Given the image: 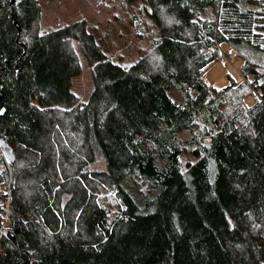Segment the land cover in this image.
Here are the masks:
<instances>
[{"label":"trees","instance_id":"obj_1","mask_svg":"<svg viewBox=\"0 0 264 264\" xmlns=\"http://www.w3.org/2000/svg\"><path fill=\"white\" fill-rule=\"evenodd\" d=\"M120 1L153 27L129 65L85 27L44 31L38 0H0V264H264V37L234 33L264 23L258 0ZM224 45L242 78L217 89Z\"/></svg>","mask_w":264,"mask_h":264},{"label":"rangeland","instance_id":"obj_2","mask_svg":"<svg viewBox=\"0 0 264 264\" xmlns=\"http://www.w3.org/2000/svg\"><path fill=\"white\" fill-rule=\"evenodd\" d=\"M38 1L42 7L41 25L44 31L72 24L78 28L85 27L95 35L109 58L124 65L136 61L139 57L138 45L147 44L148 37L152 36L153 27L145 22L140 12V1L132 5L120 0ZM257 2L258 4L251 3L249 8L264 11V0ZM143 27L147 28L148 33L143 39H139L138 29ZM234 33L257 41L261 39L259 34L264 37V23H256L248 16L238 15L235 17ZM221 52L222 58L211 62L204 69L205 81L217 89L229 84V75L236 81L240 80V67L244 62L233 48L224 45ZM247 52L250 59L257 58V51L254 50L251 54ZM63 53L70 60L72 91L81 103H85L93 91L91 68L76 40H67L63 45Z\"/></svg>","mask_w":264,"mask_h":264},{"label":"snow or ice","instance_id":"obj_3","mask_svg":"<svg viewBox=\"0 0 264 264\" xmlns=\"http://www.w3.org/2000/svg\"><path fill=\"white\" fill-rule=\"evenodd\" d=\"M5 110L4 109H0V114H2Z\"/></svg>","mask_w":264,"mask_h":264},{"label":"water","instance_id":"obj_4","mask_svg":"<svg viewBox=\"0 0 264 264\" xmlns=\"http://www.w3.org/2000/svg\"><path fill=\"white\" fill-rule=\"evenodd\" d=\"M12 2H14V0H12ZM4 112L2 114H0L1 116H3Z\"/></svg>","mask_w":264,"mask_h":264}]
</instances>
